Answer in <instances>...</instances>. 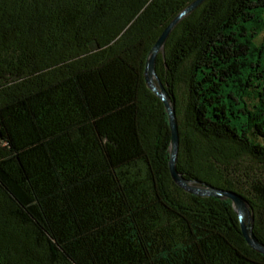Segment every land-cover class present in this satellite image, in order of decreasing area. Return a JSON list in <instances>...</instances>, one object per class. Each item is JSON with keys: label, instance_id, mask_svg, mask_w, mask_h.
Returning <instances> with one entry per match:
<instances>
[{"label": "trees", "instance_id": "16d2710c", "mask_svg": "<svg viewBox=\"0 0 264 264\" xmlns=\"http://www.w3.org/2000/svg\"><path fill=\"white\" fill-rule=\"evenodd\" d=\"M192 1L0 0V264H264L231 199L189 193L169 167L170 118L145 68ZM263 10L205 0L156 61L177 169L244 196L262 243L263 74L250 54Z\"/></svg>", "mask_w": 264, "mask_h": 264}, {"label": "water", "instance_id": "95a60500", "mask_svg": "<svg viewBox=\"0 0 264 264\" xmlns=\"http://www.w3.org/2000/svg\"><path fill=\"white\" fill-rule=\"evenodd\" d=\"M205 0H194L188 4L179 14H177L167 25L165 30L159 35L154 47H152L148 60L146 61V81L148 86L154 91L161 100L165 103V108L169 114V122L172 130L171 134V149H170V163L169 167L174 181L187 190L191 194L206 196H216L217 198H229L231 199L234 209L240 218V225L242 232L245 236V240L253 248L264 254V243L259 241L257 235L253 230L254 218L250 211V204L244 196L240 193L231 191L230 189L219 188L213 184L203 182L199 179H188L177 169L178 150L180 149L179 138V126L174 103L171 101V97L167 92V89L162 84V81L158 77L156 70V61L159 52L164 51L169 34L172 33L177 23H179L184 17L191 12H194Z\"/></svg>", "mask_w": 264, "mask_h": 264}, {"label": "rangeland", "instance_id": "374dc122", "mask_svg": "<svg viewBox=\"0 0 264 264\" xmlns=\"http://www.w3.org/2000/svg\"><path fill=\"white\" fill-rule=\"evenodd\" d=\"M261 15L264 19V10L261 11ZM248 25L250 26V33L253 32V28L257 27L258 22L255 20H248ZM253 42V49L251 51L250 57L259 62L255 69L261 70L264 75V21L263 26L258 28L257 32L251 38ZM254 69V68H251ZM259 75L254 78V87H252V94L257 95L259 90H264V76Z\"/></svg>", "mask_w": 264, "mask_h": 264}]
</instances>
